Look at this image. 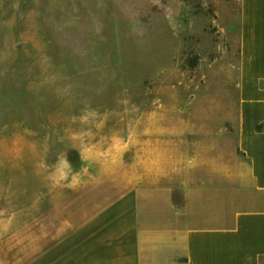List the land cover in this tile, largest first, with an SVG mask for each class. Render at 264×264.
Instances as JSON below:
<instances>
[{
  "label": "rangeland",
  "instance_id": "374dc122",
  "mask_svg": "<svg viewBox=\"0 0 264 264\" xmlns=\"http://www.w3.org/2000/svg\"><path fill=\"white\" fill-rule=\"evenodd\" d=\"M240 19L241 0H0V264L89 259V222L150 177L224 179Z\"/></svg>",
  "mask_w": 264,
  "mask_h": 264
},
{
  "label": "crops",
  "instance_id": "0c3cea01",
  "mask_svg": "<svg viewBox=\"0 0 264 264\" xmlns=\"http://www.w3.org/2000/svg\"><path fill=\"white\" fill-rule=\"evenodd\" d=\"M240 29L228 174L208 184L141 181L103 210L100 229L89 222V259L75 264H264V0H241Z\"/></svg>",
  "mask_w": 264,
  "mask_h": 264
}]
</instances>
